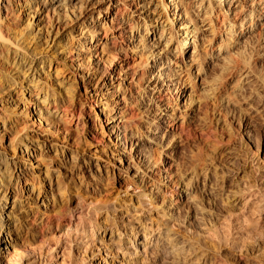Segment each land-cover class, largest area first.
Segmentation results:
<instances>
[{
    "label": "bare ground",
    "instance_id": "1",
    "mask_svg": "<svg viewBox=\"0 0 264 264\" xmlns=\"http://www.w3.org/2000/svg\"><path fill=\"white\" fill-rule=\"evenodd\" d=\"M77 1L0 0V144L12 152L11 164L20 168L24 165L22 171L16 168L12 177L0 156V264H78L92 248L95 252L87 257L89 264H145L152 255L158 263L187 264L192 255L191 244L171 229L168 218L152 214L151 201L177 194L169 201L174 207L188 192L170 188L173 182L168 162L152 170L153 166L148 168L143 159L146 156L140 157L137 150L143 140L135 130L139 115L135 112L139 100L136 98L143 95L139 88L140 76H144L140 74L141 58L142 54L150 58L151 65L146 66L150 73L146 86L152 89L149 106L151 111L157 112L158 122L162 123L167 117L171 118L167 112L172 106L169 95L172 86L182 85L187 70L188 77L201 72V33L208 31L216 40L215 30L226 20L222 16L214 19L210 16L224 0H97L91 5L98 11L96 18L87 15L91 10L75 14L74 2ZM229 3L232 9L239 8L237 12L251 7L250 22L253 14L264 17V0H231ZM188 4L204 11L198 23L186 19ZM13 21L25 23L29 42L11 32ZM260 26H264V21ZM251 27L253 25H244L243 31ZM226 28L225 33H230V25ZM239 28L236 35L242 37V26ZM36 45L42 47L41 53H27ZM118 53L123 55L118 56ZM220 55L222 49L218 45L216 59ZM57 63L62 65L64 72L71 74V81ZM157 64L161 66L153 73ZM5 66L6 73H3ZM101 116L106 138L132 181L113 180L121 184L122 193L135 202L106 208L119 214L120 224L101 226L97 231L94 220L102 208L87 200L80 204L77 215L71 213L67 219L61 213L58 217L45 210L30 226L23 225L21 218L28 216L29 210L24 200L34 199L42 208L52 207L54 203L52 196L40 187L28 185L29 171L35 170L34 173L45 178L49 171L57 172L52 165L53 158L47 164L46 154L54 151L58 137L63 136L70 143L69 150L78 146L79 137L99 143L100 138L96 136ZM81 159L70 151L64 156L62 165L89 172L93 163L84 165ZM158 172L166 174L163 177L167 181L155 186ZM20 179L24 181L21 190L18 188ZM52 179L47 181L49 187L53 186ZM139 184L150 189L148 193L141 192ZM55 190L59 192L57 185ZM19 191L24 193L25 199L19 196ZM250 208L264 213V199L256 200ZM83 213L89 215L87 221ZM144 218L148 223H142ZM26 226L29 227L25 229ZM124 226H130V230ZM50 237L55 239L54 246L50 245ZM63 241L68 247L57 251ZM206 260L203 256L201 264H206Z\"/></svg>",
    "mask_w": 264,
    "mask_h": 264
},
{
    "label": "rangeland",
    "instance_id": "2",
    "mask_svg": "<svg viewBox=\"0 0 264 264\" xmlns=\"http://www.w3.org/2000/svg\"><path fill=\"white\" fill-rule=\"evenodd\" d=\"M96 1L74 2V13H86L91 10L92 13L89 14V12L87 15L92 18L98 17V11L93 10L91 6ZM230 1L224 0L210 16L211 19L222 16L226 20L225 24L219 30L216 28V40L212 38V35L209 36L208 31L201 33L200 57L202 58L199 63L201 72L188 77L189 70H187V74L182 79V85L172 86L169 93L172 106L167 112L168 115L171 114V118L167 117L162 123L158 122L157 112L151 111L152 107L149 106L152 89L146 86L150 74L146 71V66L150 63V58L146 53L144 57L142 54L141 58L140 74L144 76H140L142 81L139 88L143 95L141 98H136V100L139 99L137 102L139 109L136 108L135 112L139 115L135 130L143 137V140L139 145L141 149L137 148V150L140 157L146 156L143 159L148 168L153 166L152 170L155 167L161 168L168 162L171 165L169 173L171 172L170 179L173 182L170 188H176L178 192L185 189L188 192L187 196L185 195L174 207L170 206L169 201L174 198L173 195L177 194L151 201L154 207L152 214L168 218L171 229L191 244L192 255L187 264H201L203 256L205 260L207 258L206 264H264V213H257L250 208L256 200L264 199V26H260L264 17L257 13L253 14L251 23L249 20L251 7H245L237 12L239 8L232 9ZM187 7L189 9L186 19L198 23L204 11L194 9L191 4ZM249 24L253 27L243 31L244 25L248 27ZM24 25L23 22L16 24L13 21L10 24L11 30L13 27L11 32L22 36L25 42H29L30 38L28 39V34L25 33ZM229 25L231 31L225 33ZM218 26L219 24L216 25ZM239 26H242V37L236 35L240 32ZM218 45H221L222 55L216 59ZM176 46L177 44L173 42V47L176 48ZM33 47L32 50H27V53H41L42 47L38 45ZM122 55L120 53L118 56ZM57 66L60 70L63 69L60 63H57ZM160 66L157 64L153 73ZM5 68L6 66L3 68V73H6ZM62 72L70 78V81L72 80L71 74L64 72V69ZM50 73L52 74L53 71ZM176 93H178V100ZM101 117L100 130L96 136L100 138L99 143L79 137L78 146L69 150L70 143L65 141L63 136L58 137L55 140L54 151L46 154L47 164L53 158L52 165L57 172L49 171L45 178L43 175L34 173L35 170L29 171V176L26 178L28 185L40 187L42 191L47 192V195L52 196L54 203L52 207L42 208L34 199L24 200L28 203L25 207L29 210L28 216L21 218L23 225L30 226L45 210L58 217L61 213V216L67 219L71 213L77 215L81 210L80 204L87 200L95 202L98 208H102L94 220L97 231L101 226L112 227V225L120 224L119 214L107 211L106 208L111 205H132L135 202L124 195L119 189L121 184L117 185L113 180L121 178L125 183L127 181L132 183V181L123 162L117 161V151L106 138L103 116ZM19 128L20 126L16 127L14 131L16 132ZM163 133L164 136H162ZM70 151L77 153L84 165L93 163L89 172L62 165L64 156L70 154ZM11 154L12 152L6 151L4 145L0 144L2 162L13 177L16 174V168L22 171L24 165L22 164L20 168L11 164L9 160L12 157ZM27 166L30 168V165ZM165 175L162 172L156 174L155 186L163 185L167 181L163 177ZM18 177L21 176L18 175ZM49 178H53L51 187L47 184ZM23 182L22 179L19 180L20 190ZM56 185L59 187V192L55 190ZM138 186L141 192L148 193L150 190L146 187L145 189L142 184ZM18 194L25 199L26 196L22 191ZM248 199L251 200L246 204ZM83 219L87 221L89 215L85 214ZM147 221V218H144L142 223H148ZM124 227L130 230V226ZM49 240L50 245L55 244L54 238L50 237ZM60 244L57 251L61 252L63 248L68 247V243L64 241ZM93 250L94 248L88 250L78 264H89L87 257L95 252ZM65 255L67 257V254ZM161 263L166 264L165 261L156 262V257L153 255L149 256L145 262V264Z\"/></svg>",
    "mask_w": 264,
    "mask_h": 264
}]
</instances>
